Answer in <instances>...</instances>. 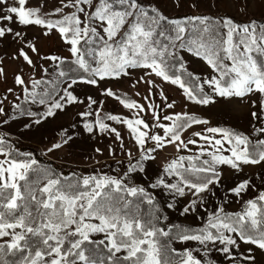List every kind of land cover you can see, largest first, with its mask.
<instances>
[{
	"label": "snow or ice",
	"instance_id": "snow-or-ice-1",
	"mask_svg": "<svg viewBox=\"0 0 264 264\" xmlns=\"http://www.w3.org/2000/svg\"><path fill=\"white\" fill-rule=\"evenodd\" d=\"M26 3L27 0H0V38L9 34L17 39L22 36L21 32L11 27L14 23L43 26L49 30L45 35H51L58 27L59 34L70 45L68 50L74 57L71 61L73 66L68 71L64 70V62L59 57H45L58 62L54 78L32 81L30 92L27 87L22 88L26 101L31 100L46 108L39 114L24 110L22 114L35 117V124L53 117L56 111L80 102L74 94L78 84L99 89L106 79L130 78L129 69H140L146 74L150 70L164 81L179 85L188 101L203 106L218 99L243 100L248 95L259 93L262 97L261 111L264 112V22L258 23L252 19L237 23L231 17L210 18L205 15L169 18L157 7L146 8L140 0H95V7H92L94 0H68L67 4L55 9V13L62 18L53 20L41 18L38 15L40 9L27 8ZM69 6L75 11L64 14L63 7ZM89 8L92 10L89 11ZM27 47L38 52L31 42ZM182 51L203 59L214 74L202 78L192 73L179 55ZM18 56L35 68L23 47ZM41 71L46 73L47 69ZM2 72L3 69H0ZM144 82L154 87L152 81ZM14 83L25 85L21 75H16ZM41 85H45L44 90L37 92ZM205 86L210 91L206 92ZM7 92L12 93L13 89ZM100 95L111 98L115 93L106 88L100 90ZM160 95L164 96V93L160 92ZM85 99L89 111L79 115L86 121L94 117L100 131H110L117 141L122 139L121 133L116 127L109 128L104 121L127 124L134 134L138 155L132 156L130 150L125 153L130 159L121 177L94 174L61 178L51 169L41 167L31 154L19 153L8 137L0 135V155L6 158L0 160V180L4 179L6 173L10 174V182L0 184V196L4 189L15 190L7 203L0 204V207L14 210L18 207V200L25 202L23 214L15 223H5V214L0 211V237L8 235L7 229H23L20 234L13 235L11 243L6 246L0 244V253L5 247L9 251L20 249L21 241H25L27 247L26 234H32L40 238L44 253L50 257L48 264H77V261L84 264H174L173 258H178V264H217L212 259L213 252L220 254L226 264H255L253 249L248 248L241 253L239 245L249 244L264 251V191H260L255 199L245 201L243 212H225L223 204L208 211L205 205L207 196L216 195L214 188L222 186V173L218 166H230L240 171L242 165L264 163V138H258L253 143L247 135L242 136L230 127L209 126L203 132L193 133L185 141L181 136L184 130L193 125H208L210 121L188 113L161 117L156 111L158 106L149 103L145 109L135 101L126 103L125 107L138 108L140 112L151 111V125L142 117H101L99 105L103 100L98 101L93 97ZM252 104L255 106L256 102ZM93 106H96L95 111L92 110ZM165 106L171 109L173 103ZM14 107L20 109L21 106L16 104ZM0 115H8L3 107H0ZM251 115L257 121H264V116L255 111ZM162 121H171V124ZM7 123V119L0 121V124ZM139 126L162 129L163 137L155 131H142ZM28 127L30 125H25V128ZM84 128L88 133L94 132L93 123H84ZM253 132L264 137V126L254 127ZM164 138H169V143H175L178 152L189 150V145L196 146L197 151L179 156L178 160L173 159L149 187L166 191L172 201L188 197L190 203L183 206L179 214L195 215L205 221L203 226H159L162 220H167V216L162 215L155 197L144 187L129 186L123 182V178L131 180L137 172L146 173V162L154 159L152 153L161 147ZM72 139V136H66L63 143L67 144ZM149 141L154 143V147L147 146ZM225 143L229 146L227 151L230 155L221 154L225 151ZM61 146L57 143L49 151L58 150ZM119 146L125 148V145ZM14 154L23 156V159L13 158ZM178 161H187L188 166L184 167ZM17 170H20L19 174ZM31 174H38V178L30 181ZM167 177L173 180L168 181ZM42 178H47V183L37 188ZM19 182H23V185ZM251 186V182L245 179L227 192L241 197ZM22 187L27 196L22 194ZM124 194L137 197L148 206L143 221L139 218V204L136 205V215L129 214L131 201L126 200ZM228 194L223 197L225 203L228 202ZM45 195L47 199H44ZM28 201L35 207V216L30 211ZM166 206L173 210L176 208L173 202ZM201 210L205 211L206 220L198 215ZM90 235L103 237L92 243L98 248L104 246L106 256L94 259L85 254L82 245L89 241ZM173 241L186 244L195 242L198 247L178 251L172 247ZM121 252L125 254L119 255ZM197 252L201 255L197 256ZM42 255V251L36 250L33 257L30 251L19 264H42ZM0 264L6 262L0 261Z\"/></svg>",
	"mask_w": 264,
	"mask_h": 264
},
{
	"label": "rangeland",
	"instance_id": "rangeland-1",
	"mask_svg": "<svg viewBox=\"0 0 264 264\" xmlns=\"http://www.w3.org/2000/svg\"><path fill=\"white\" fill-rule=\"evenodd\" d=\"M150 5L160 8L168 16L175 17L181 13L212 12L219 14L232 15L240 22H248L252 19H261L264 22V0H144ZM14 2V0H10ZM68 3V0H27L25 7L39 8L38 15L41 18L57 19L62 17L55 13L57 7H61ZM95 6V0L92 7ZM92 9L89 8V11ZM64 14H71L75 11L72 7H63ZM83 20V17H80ZM14 31L22 33L20 38H14L13 35H6L0 38V107H3L8 114L7 117L0 115V121L8 120L7 124H0V135L7 134L13 138H17L24 147L37 146L43 153L44 157L59 163L62 169L78 170L83 176L86 175H109L121 177L130 159L125 153L130 150L132 156L138 155V146L134 143V134L127 124H122L115 121L105 120L109 124V128L116 127L122 135V139L117 141L115 134L110 131H100L99 125L95 124L94 117H89L86 121L79 115L81 112L89 111L87 107L88 101L86 97H93L96 100H103L99 105V115L105 117L107 115H119L122 119L144 118L150 125L153 123V116L151 111L140 112L138 108L129 109L125 104L135 101L137 105L144 106L147 109L149 103L157 107L156 111L161 115L173 114H195L199 118L210 121L208 125H193L181 133L182 139L187 140L193 133L203 132L209 126H224L230 127L232 130L239 132L242 136L247 135L250 140L255 143L259 137L257 133L253 132L254 127L264 126V121L255 120L251 113L257 112L264 116L261 111V95L259 93L251 94L241 99H218L216 102L208 106L198 105L195 102L188 101L183 93V89L179 85H173L170 81H164L162 77L156 76L154 73L146 74L145 71L136 69H129L131 73L130 78L124 76L123 78H110L104 80L97 89L86 84H78L75 87L74 94L77 95L80 102L74 103L72 106L66 107L62 111H56L53 117L42 119L40 124H35V117H29L22 114L25 109L43 113L46 108L38 103H33L31 100L26 101L24 96L26 93L22 91L23 87H27L29 92L32 91V81L41 79H53L57 71V63L45 57L57 56L61 60L74 59L69 52V47L62 36L59 34V28L52 31L51 35H45L49 30L43 26H23L18 23L11 25ZM31 42L38 52H33L28 49L27 44ZM24 48L30 59L36 65L35 68L28 65L22 58L18 56L21 48ZM181 54L185 59L186 66L194 73L199 74L202 78L211 77L213 70L207 63L200 58L195 57L192 53L182 51ZM15 57V58H13ZM230 63V62H228ZM41 69H47V72H42ZM16 75H21L25 81V85H17L14 83ZM144 81H152L154 87L150 86ZM63 87V85H62ZM45 85H41L36 89L37 92H42ZM109 88L115 95L111 98L101 97L100 90ZM8 89H13L12 93H8ZM205 91H210L205 86ZM164 93V96L160 95ZM119 97V99H117ZM147 97V99L145 98ZM256 105L253 106L252 102ZM173 103L171 109L165 105ZM19 104L21 107L17 109L14 105ZM96 106H93L95 111ZM90 122L94 125V132L88 133L84 128V123ZM168 125L171 121H162ZM25 125L30 127L25 128ZM142 131H155L163 137L162 129L153 130L144 129L139 126ZM66 136H72L73 139L67 144L63 141ZM198 141L199 137H195ZM219 138V137H217ZM169 138H164L161 147L157 149L152 155L154 159L146 162V173L137 172L131 177L123 178V182L129 186H142L156 196H158L164 205L166 216L168 220L184 221L192 224H202V221L195 215L181 216L180 209L190 203L189 198L185 197L178 201H172L166 191L162 189H152L149 187L151 182L162 174V169L177 159L179 156L191 155L197 151L196 146L189 145V150L177 151L175 143H169ZM203 143L202 141H200ZM60 143L62 146L58 150L49 151L53 145ZM119 145H125L121 149ZM148 147H154V143L147 142ZM229 146L224 144L225 151L221 154L230 155L227 151ZM243 147V146H241ZM99 149V151H97ZM251 150V149H250ZM207 158V157H205ZM6 159L0 155V160ZM184 167L188 166L187 161H178ZM7 167V165H5ZM222 173L221 187L214 188L215 196H207V204L205 208L212 211L217 205L223 204L224 209H238L245 201L255 199L260 191H264V163L259 165H242L240 171L231 169L230 166H218ZM18 174L20 170H17ZM8 173L5 174L0 184L9 181ZM249 180L251 187L242 194L241 197L228 194L227 190L236 186L238 182ZM168 181H172V177H167ZM47 183L43 182L42 186ZM12 190L14 195L15 190ZM228 194V202H224V195ZM173 202L176 208H167V203ZM199 216L205 217V211L201 210ZM95 222V221H93ZM8 235L0 237V243L11 242L13 235L20 234L23 229L17 227L16 229H7ZM101 235H90L89 240H100ZM55 243V242H51ZM174 246L178 250L186 248L195 249L198 245L195 242L182 243L175 241ZM248 248L253 249L255 255V264H264V251H260L255 246L240 243L239 252L245 253ZM42 264H48L50 257L42 252ZM125 253L121 252L119 255L123 256ZM200 256V253H195ZM212 259L217 264H226L224 258L216 253H212ZM40 264V262H38ZM77 264H84V262H77Z\"/></svg>",
	"mask_w": 264,
	"mask_h": 264
},
{
	"label": "trees",
	"instance_id": "trees-1",
	"mask_svg": "<svg viewBox=\"0 0 264 264\" xmlns=\"http://www.w3.org/2000/svg\"><path fill=\"white\" fill-rule=\"evenodd\" d=\"M140 2L146 8L153 7L152 5H150L148 2H146L144 0H140ZM158 9L161 11V13L163 15H165L169 18L194 17V16H198V15H205V16H208L210 18H223V17L227 16V17H231L237 23H244V22H240L239 19H236L232 15H227V14H219V13H212V12H201L198 14L181 13V14L176 15L175 17H171V16H168L166 14V12H164L160 8H158ZM61 18L62 17H59L57 19H61ZM55 19H53V20H55ZM255 19L257 20L258 23L263 22L261 19H257V18H255ZM179 55L183 58V62L185 64V59H184L183 55L181 54V52L179 53ZM72 60L73 59L63 60V62H64L63 68L65 71H68L73 66L71 64ZM185 67L188 70H190L186 66V64H185ZM3 135L8 137L10 139V141L13 142L14 147L19 151V153L31 154L34 158H36L38 160V163L41 167H43L45 169H51L52 173H54L56 176H59L61 178H69V179L73 178L74 175L76 177H83V175L78 170H76V169L75 170L62 169V166L59 163L45 158L43 153L39 150V148L37 146H35V147L34 146L24 147V146H22V143L17 138H13L11 136H8L7 134H3ZM13 158L20 160V159H23V156H16L14 154ZM37 178H38V174H31L30 175V181H34ZM46 180H47V178L40 179L39 184L36 185V187L42 188L43 187L42 184ZM19 183L21 185H23V182H19ZM138 187H142V186H138ZM144 188L146 189V187H144ZM21 191H22V194L24 196H27V193L24 192L23 187L21 188ZM148 192L151 193L155 197V200L158 202V205L160 206L162 215L166 216V212H165L162 200L158 196L153 194L152 192H150V191H148ZM11 195H12L11 189H4L2 196H0V204H6ZM124 195H125L126 200L131 201V203L129 204V209H128L129 214L132 216H135L137 213L136 205L139 204V210H138L139 211V218L143 221L146 218V214L148 212V206L145 203H143L141 199H139L137 197H130L127 194H124ZM37 196L39 198V192H37ZM44 199H47L46 195L44 196ZM27 203L30 206V211L32 212L33 216H35V214H36L35 207L31 205L30 201H28ZM17 204H18V207L14 210H9L7 208L0 207V211H3L5 214V216H4V222L5 223H15L16 219H18V217L21 214H23L25 202L18 200ZM224 210H225V212H228V213H238V212H243L245 209H244V204H243L238 209H224ZM171 224H179V225L190 226V227L203 226V223L202 224H192V223H188V222H184V221H172V220H168V219L162 220L160 222L159 226H166V225H171ZM30 226H35V224H31ZM26 241H27V247H25V241L20 242L21 243L20 249H13V250L9 251L7 249V247H5L4 251L2 253H0V261H4V262H6V264H19V261H21V259L23 257L28 256L30 251H31V254L33 257H34L36 250H40V251L44 252L43 251V245L41 244L39 237L33 236L32 234H26ZM93 241H98V240H89V241H86L84 245H82V248L85 250V254L91 258H94V259H98L101 255L106 256L107 255V249L102 245L99 246V248H98L96 244L92 243ZM174 242L175 241L172 242L173 248H175ZM9 243H11V242H2L0 244H4L6 246ZM65 247H67V245H65ZM173 261H174V264H178V258H173ZM77 262H82V261H77Z\"/></svg>",
	"mask_w": 264,
	"mask_h": 264
}]
</instances>
